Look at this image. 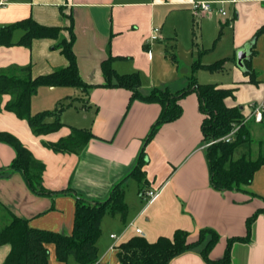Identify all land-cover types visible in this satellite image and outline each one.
Masks as SVG:
<instances>
[{"label": "crops", "instance_id": "crops-1", "mask_svg": "<svg viewBox=\"0 0 264 264\" xmlns=\"http://www.w3.org/2000/svg\"><path fill=\"white\" fill-rule=\"evenodd\" d=\"M195 2H209L213 9L197 19L196 45L192 11ZM1 3L4 4L0 5V29L31 17L41 25L61 28V34L59 39H34L30 47L1 46L0 73H14L29 66L32 77H37L67 67L69 61L57 45L62 39H69L71 26L79 74L83 81L95 87L86 94L81 88L71 87L78 91L71 92L74 98H68L72 105L60 114L66 126L41 136L33 133L26 120L6 110L10 95L0 97V132L17 137L35 159L45 164L42 180L45 189L69 190L67 194L35 193L20 172L9 170L16 152L9 144L0 142V229L14 214L29 219L35 228L68 234L77 197L89 201L108 199L114 185L134 169L144 149L148 184L143 191L139 189L138 203L132 209L127 203V220H120L124 228L120 234L110 233L116 234L118 239H111L109 235L112 244L103 253V260L110 258L111 262L119 264L115 247L137 236L136 228L143 231V237L149 242L160 236L172 237L178 229L187 231L192 238L202 229H213L220 240L210 252V258H222L228 239L245 236L247 218L264 208V165L248 187L251 193L213 189L201 130L204 116L199 111L197 95L191 93L184 98L182 116L163 125L155 137L145 143L161 113V106L138 100L131 103L129 90L102 86L105 84L102 65L109 60L118 74H139L141 90L147 94L155 86L156 56L160 50L155 42L164 40L168 18L173 19L177 29L190 23L193 48L199 54L196 60L200 63L202 55L211 50L205 43L206 32L218 30L222 48L216 60H226L224 69L219 72L233 67L235 81L214 85L234 89V97L225 99V104L242 106L247 116L250 105L264 98V31L259 32L264 27V0H0ZM156 28L159 33L155 37ZM21 36L22 32L17 31L13 42H18ZM254 38L252 54L246 64L256 74L258 84L250 83L236 63L237 51ZM225 43L227 49L223 47ZM191 74L192 66L187 79ZM185 82L175 91L184 89L188 84ZM66 88L39 87L31 99V111L54 110L63 96H68L61 90ZM70 126L90 128L95 137L78 153H57L43 144L67 136ZM251 136L255 158L260 150L258 142H264V123H252ZM240 154L241 151L237 152L238 156ZM130 180L134 179L127 182ZM152 189H157L158 194L147 201L143 193ZM9 251V245L0 244V264H4ZM101 258L99 253V264ZM170 264L207 263L199 252L191 251L176 257ZM230 264H264V214H259L254 221L249 242L233 243Z\"/></svg>", "mask_w": 264, "mask_h": 264}, {"label": "trees", "instance_id": "trees-1", "mask_svg": "<svg viewBox=\"0 0 264 264\" xmlns=\"http://www.w3.org/2000/svg\"><path fill=\"white\" fill-rule=\"evenodd\" d=\"M199 18L195 17L193 22L194 42L199 30L197 20ZM17 31L22 32V36L18 42L14 43L13 37ZM262 31L264 27L259 32ZM69 32V39H62L57 45L69 61L67 67L37 77H32L29 66L20 68L14 73H0V97L11 96L6 103V110L26 120L33 133L38 136L58 132L66 126L60 119V114L66 107L72 105L71 102L67 104L59 102L54 110L33 114L31 99L39 87H75L81 88L85 94L95 87L83 81L79 74L73 51L75 37L71 26ZM60 34L61 28L41 25L29 17L0 29V47L15 44L30 47L34 39H59ZM194 44L196 45V42ZM225 62L226 60H220L213 64L203 65L196 60L192 65L188 85L184 89L173 92L169 88L155 87L145 94L141 90L142 83L139 74H118L107 60L102 65L105 77V84L102 86L129 90L132 93L131 103L138 100L145 103H157L161 106V113L152 125L145 143L152 140L163 125L173 123L182 116L181 101L191 93L197 95L199 111L204 116L201 130L205 144L213 139L226 136L232 130L233 124H240L241 127L232 141H219L206 147V159L213 189L248 193V187L255 173L264 165V142H258L259 153L255 158L252 155L254 140L251 136V126L255 122L250 120L243 124L246 115L243 114L240 106L228 107L225 104V99L234 97V89L219 88L214 84H200L194 76V71L198 69H206L210 72L222 71ZM244 73L249 77L250 83L258 84L256 74L247 64ZM261 123H264V120ZM94 137L90 128L70 126V133L67 136L56 142H44L43 144L57 153H78ZM0 142L9 144L16 152L15 158L9 165V170L20 172L35 193L39 195L69 193V190L52 192L43 187L45 164L35 159L32 152L17 137L8 132H0ZM239 151L241 154L238 156ZM146 164V154L143 149L134 169L122 181L114 185L110 196L104 202L77 197L73 225L68 234L35 228L31 226L29 219L11 214L10 222L0 229V244L10 246L4 264H50V246H54L56 258L60 262L66 263L73 258L77 264H96L99 261L97 242L102 232V220L106 216H118L123 222L127 220L129 212L125 200L127 180L131 178L142 186H146L148 184L144 171ZM251 195L254 196V193ZM261 213L264 214V208L256 210L247 218L245 236L228 239L225 253L220 259L210 258V252L220 240L219 234L213 229L200 230L196 238H192L187 231L178 229L172 237L161 236L154 242H149L137 234L115 247L117 259L119 264H170L184 253L197 251L207 264H230L233 243L250 241L252 225ZM207 235H210V238L205 242Z\"/></svg>", "mask_w": 264, "mask_h": 264}, {"label": "rangeland", "instance_id": "rangeland-1", "mask_svg": "<svg viewBox=\"0 0 264 264\" xmlns=\"http://www.w3.org/2000/svg\"><path fill=\"white\" fill-rule=\"evenodd\" d=\"M225 9V7H223ZM213 17L218 16L214 15ZM190 23L185 25H180L177 29L172 18H168L165 22L164 27V40L155 42L160 48L159 52H157V59L155 64V87L158 88H169L171 91H175L181 83H188L189 78L187 76L190 74V67L192 63L199 57V54L193 48L192 43V35L190 30ZM206 37V45L209 44L211 50H207L202 56L203 59H200L203 64H211L216 63L217 54L220 52L222 48V43H220V37L218 30L210 29L205 34ZM220 41V42H219ZM228 46L225 43L224 49ZM227 49V48H226ZM186 75V76H184ZM194 76L197 82L201 84H232L235 81V70L232 67L231 69L227 68L224 72H209L204 69L194 71ZM159 79H163L164 84H162ZM185 82V83H186ZM186 85V84H185ZM188 85V84H187ZM181 87V86H180ZM186 87V86H185ZM66 88V87H65ZM64 90L65 95L63 99L60 101L63 104H67L70 101V98H74V95L71 94L72 91H78L74 88L67 87ZM41 92V91H40ZM42 94V93H40ZM64 95V94H63ZM65 97V98H64ZM56 107V105H55ZM54 107V108H55ZM53 108V109H54ZM33 113V112H32ZM34 114V113H33ZM255 150V146H253ZM253 155V152H252ZM141 184H139L136 180H130L127 182L126 187V201L132 209L134 204L138 203L139 200V189L141 188ZM146 186H142L141 189H145ZM142 190V191H143ZM141 191V190H140ZM104 202V201H103ZM116 217L106 216L103 218L101 223V236L97 242L100 257V264H112L110 258H106L103 260V253L105 250L112 244L111 239L109 237L110 233L115 232L120 234V231L124 228V224ZM174 234V233H173ZM161 237V236H160ZM210 236H208L207 240ZM51 254H50V264H61L60 261L56 258L55 248L54 246H50ZM64 264H77L73 258H70L67 263ZM114 264V263H113Z\"/></svg>", "mask_w": 264, "mask_h": 264}, {"label": "built area", "instance_id": "built-area-1", "mask_svg": "<svg viewBox=\"0 0 264 264\" xmlns=\"http://www.w3.org/2000/svg\"><path fill=\"white\" fill-rule=\"evenodd\" d=\"M4 4V3H3ZM2 3L0 5H3ZM212 6L209 2H195L192 4V11L195 17L199 18L204 14L211 13L212 12ZM220 12L225 15L226 12L224 10H220ZM155 37L159 33V28L154 29ZM250 120H253L256 123H261L264 120V98L257 102L253 103L250 105V112L247 116H245L243 120V124L245 122H248ZM241 125L240 124H233L232 130L224 137L220 139H213L209 141L208 143L205 144V147H208L212 144H215L219 141H225V142H230L234 138L235 134L239 131ZM158 194L157 189H152V190H146L143 193V196L146 198L147 201L153 200ZM136 234L140 236H144V233L141 229L136 228L135 230ZM111 239L117 240L118 236L116 234H111L110 235ZM96 264H99L97 262Z\"/></svg>", "mask_w": 264, "mask_h": 264}, {"label": "water", "instance_id": "water-1", "mask_svg": "<svg viewBox=\"0 0 264 264\" xmlns=\"http://www.w3.org/2000/svg\"><path fill=\"white\" fill-rule=\"evenodd\" d=\"M255 43V40H252L248 44H246L243 48L239 49L236 54V63L237 66L244 72L246 69L245 62L249 60L251 55V48L253 44ZM240 109L243 110V107L240 106Z\"/></svg>", "mask_w": 264, "mask_h": 264}]
</instances>
